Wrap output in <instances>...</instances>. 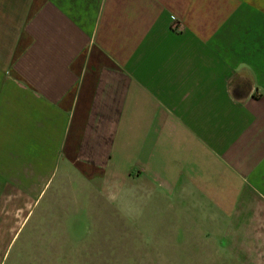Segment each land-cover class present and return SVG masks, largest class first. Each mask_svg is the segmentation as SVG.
<instances>
[{"label":"crops","instance_id":"0c3cea01","mask_svg":"<svg viewBox=\"0 0 264 264\" xmlns=\"http://www.w3.org/2000/svg\"><path fill=\"white\" fill-rule=\"evenodd\" d=\"M67 172L264 264V0H0V264Z\"/></svg>","mask_w":264,"mask_h":264},{"label":"rangeland","instance_id":"374dc122","mask_svg":"<svg viewBox=\"0 0 264 264\" xmlns=\"http://www.w3.org/2000/svg\"><path fill=\"white\" fill-rule=\"evenodd\" d=\"M51 184L3 264L238 263L222 261L230 252L220 250V236L199 235L203 224L180 221L173 229L166 212L158 219L139 187L87 183L71 172ZM248 254L251 260L253 253Z\"/></svg>","mask_w":264,"mask_h":264},{"label":"built area","instance_id":"2783aa9c","mask_svg":"<svg viewBox=\"0 0 264 264\" xmlns=\"http://www.w3.org/2000/svg\"><path fill=\"white\" fill-rule=\"evenodd\" d=\"M175 26L178 30H181V25L178 22L175 23Z\"/></svg>","mask_w":264,"mask_h":264}]
</instances>
